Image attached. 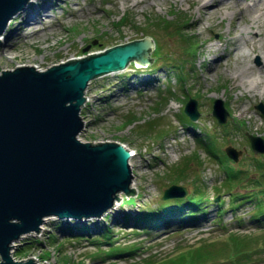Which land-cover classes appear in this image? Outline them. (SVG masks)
<instances>
[{
    "label": "rangeland",
    "instance_id": "1",
    "mask_svg": "<svg viewBox=\"0 0 264 264\" xmlns=\"http://www.w3.org/2000/svg\"><path fill=\"white\" fill-rule=\"evenodd\" d=\"M77 1L82 9L73 0H37L24 6V17L13 18L0 36V71L18 65L44 71L52 65L94 55L144 38V35L152 36L160 46L161 57L153 59L149 67L135 68L131 62L122 71L90 82L80 113L83 127L77 136L84 143L117 142L129 152H135L130 167L134 183L130 188L135 190V195L127 202L130 198L119 194L118 202L104 216L83 221L85 234H89L86 238L64 237L56 226L61 228L65 222L47 219L38 243L22 256L15 254L23 239L14 243L16 250H13L12 258H32L37 264H169L173 261H176L173 264H182V259L178 258L187 261L186 253L193 252L192 260L203 255L197 259V264H238L229 258L232 251L222 241L231 231L251 240L246 247V253L251 256L242 264H264V224L249 219L251 203L237 209L241 225L232 220V211L222 217L226 227H217L213 221L214 205L223 200V207H226L233 195H249L259 189L254 186L255 181L264 180V157L252 152L245 136L248 133L264 140V115L255 108L262 105L264 110V101L261 102L258 96L250 98L241 85L234 83L228 71L237 66L239 57L232 58L227 64V61L220 60L225 51L207 53L208 47L228 36V32L234 34L235 27L239 26L245 33L248 16H244L243 22L238 15L233 18L227 15L223 19L216 17L211 22L215 31L209 32L208 19L190 1L153 3L149 0L141 6L131 8L129 5L125 9L121 0ZM249 2L244 0V5ZM30 15L39 22L35 30L40 33L24 29L25 20ZM174 16L189 21L187 42L175 34L174 27L166 33L154 30L157 23H169ZM45 17L48 19L43 20ZM201 19L204 21L197 25ZM87 46L89 50L83 53ZM155 54H159L158 51L151 52L152 56ZM220 61L225 66L217 69ZM252 62L261 65V60L254 54ZM188 98L197 102L199 117L193 123L185 122L181 115ZM215 100H221L228 112L224 124H218L211 115ZM239 105L246 110L245 113L237 110ZM200 130L215 137L211 148L219 153L224 166L228 165L232 171L243 170V179L237 182L238 187L232 186L231 195L225 194L227 191L223 185L228 174L223 165L198 142ZM228 146L241 152L238 161L231 162V165L223 154ZM185 162L189 173L180 179L181 182L172 184L188 190V194L179 200L190 195L194 187L200 188L207 207L203 215L196 213L198 221L191 225L182 224L174 217L167 225L148 231L117 222L125 214L133 216L142 210H158L163 202L162 193L172 181L170 171ZM217 197L218 201L214 202ZM103 225L113 235L108 244L98 236L99 227ZM91 237H98L99 244H94ZM131 247L138 250L124 255ZM260 247L262 253L254 251ZM200 248V253L194 254Z\"/></svg>",
    "mask_w": 264,
    "mask_h": 264
},
{
    "label": "water",
    "instance_id": "2",
    "mask_svg": "<svg viewBox=\"0 0 264 264\" xmlns=\"http://www.w3.org/2000/svg\"><path fill=\"white\" fill-rule=\"evenodd\" d=\"M28 1L0 0V36ZM152 49V40L144 37L44 71L20 65L0 71V264H37L32 258L14 260L10 249L24 235L38 233L47 219H100L119 194H135L131 153L117 142L84 143L77 136L88 84L130 62L146 67ZM255 108L263 112L262 105ZM183 111L192 122L199 117L192 98ZM212 116L225 123L221 100L213 102ZM248 138L253 153L264 156V141ZM225 153L233 162L241 155L232 147ZM186 195V187L172 184L161 199Z\"/></svg>",
    "mask_w": 264,
    "mask_h": 264
},
{
    "label": "trees",
    "instance_id": "3",
    "mask_svg": "<svg viewBox=\"0 0 264 264\" xmlns=\"http://www.w3.org/2000/svg\"><path fill=\"white\" fill-rule=\"evenodd\" d=\"M188 22H184L181 21L180 19H177L175 16L172 17L171 22L166 23L165 21H162V24L160 25L159 23H157L154 27V30H159L160 32H167L170 31L172 29V27H174L175 30V34L179 35L183 41L187 42V34L186 31L188 30ZM145 37H150L153 44H154V48L152 50H149L148 52V58L150 59V61H154L159 59L161 56L160 54V46L156 43L155 39L152 36L149 35H144ZM186 37V38H185ZM140 41V40H139ZM159 46V47H158ZM158 47V48H157ZM158 51L159 54H155V56L151 55V52H156ZM153 61V62H154ZM166 61V60H165ZM152 63V62H151ZM167 63V61H166ZM172 67V66H170ZM182 118L186 121V122H190L188 120V118L181 113ZM191 123V122H190ZM201 135H198V142L200 145L202 146H206V148L209 151V154L214 157V159H218L219 163L222 164L221 159H220V155L219 153H217L213 148H211V144L214 143L215 141V137L210 134L209 132L206 131H202L200 130ZM211 159V158H209ZM192 162V161H191ZM230 162V161H229ZM184 165H180L179 167H175L172 171H170V176L172 177V181H170V183H179L181 182L180 179H182L185 175H187L189 172H187V166H186V162L183 163ZM231 164V162H230ZM223 165V164H222ZM225 171H227V181L225 182V184L223 185L226 189L227 192H225V194L231 195L232 194V186H234V188L238 187L239 183L241 179H243L242 175V171L243 170H229V166H224ZM264 175V174H263ZM255 187H258L259 189L251 192V194L249 195H238L235 194L233 195V197H231L230 201L228 202L226 207H223L224 205V201L222 200L220 203L214 205L216 211H215V218H214V223L216 226H221V228L226 227L225 224H223L222 221V217L224 216V214L227 211H232L233 216H232V220L240 225L242 224V221L238 218L237 216V212L239 210H237L239 207H241L242 205H244L245 203H251V208L249 210V212L251 213L249 219L251 220V222H259L260 225L264 224V202L262 201V198L264 197V180H257L255 181ZM200 188H193V190H191L190 195H188L184 200H172L168 201V202H164L161 203L160 207L158 210H142V211H138L136 214H134L133 216L131 214H125L123 216V218L121 220H117V222L120 225H124V226H128V225H133L135 228L137 227H143L145 231H148L149 229H157L158 227L167 225L168 223H170L174 217H176L175 219L179 221V223L182 224H194L196 221H198L197 218V214L198 215H203L206 209V205L207 202H205V198L204 196L200 193ZM219 192V191H218ZM135 194L130 195L129 197H131L127 202L132 200V197H134ZM236 212V213H235ZM187 214V216H186ZM236 215V216H235ZM58 224V223H57ZM56 229L62 233V235L64 237H75V238H81V237H89L88 233L85 234L86 228L84 227V225L82 224V222H67L65 224L62 225V227H58L56 226ZM99 233L98 236H100V238H103L105 240V244H108L110 241L109 239L111 237H113L112 232L106 227V226H102L99 227ZM231 232V231H230ZM228 232V235L226 236V238L224 240H222L224 242V245H227L231 251H232V255L229 257L234 263H238V264H242L243 261H246L250 258V254L246 253V251H248L247 245L249 244V242L251 241L249 238H245V237H241V236H237L236 232H232L230 233ZM147 233V232H146ZM85 235V236H84ZM50 237V236H49ZM94 238V244H99V242H97V240L99 239L98 237H91ZM50 239V238H49ZM52 240H54V238H52ZM85 240V239H83ZM82 241V240H79ZM35 242H26L23 244V246L19 247L18 250H16V256H22V254L24 255V252L29 249V248H33ZM101 243V242H100ZM38 245V244H37ZM98 248V247H96ZM262 249L263 248H257L254 251H258L260 253H262ZM138 250V248L136 247H131L128 248L126 250V252L124 253V255H130L133 254L134 252H136ZM202 250V248H200V250H198L195 253H200V251ZM18 254V255H17ZM188 256V260L185 261L183 260V257H179V259H182V264H184L185 262L189 261V264H197L198 263V258H201L203 255H200L197 259L192 260V254L193 252H189L186 253ZM123 256V255H122ZM117 257V256H114ZM177 260V261H178ZM176 262V261H173ZM169 263V264H173ZM214 264H224V262L221 263H214Z\"/></svg>",
    "mask_w": 264,
    "mask_h": 264
},
{
    "label": "bare ground",
    "instance_id": "4",
    "mask_svg": "<svg viewBox=\"0 0 264 264\" xmlns=\"http://www.w3.org/2000/svg\"><path fill=\"white\" fill-rule=\"evenodd\" d=\"M37 0H29L28 3H36ZM149 0H121L122 8L125 9L127 6L135 8L147 3ZM153 3L160 2L163 0H151ZM190 1L193 5H196L197 10L204 14V17L208 19V29L209 32L215 31V26L211 24L214 18L218 17L220 19L225 18L227 15L230 18L238 15L240 22L244 21V16H248L246 24V32L240 29L239 26L234 28V34H229L226 37H221L217 43L210 45L208 47L207 53H218L220 51H225L224 54L220 55L222 59L227 61V64L232 60V58H240L239 62H236V67L231 69L229 74L232 76L234 83L241 85L244 92L249 94L250 98L259 97L261 102L264 101V0H249V4L244 5V0H181V2ZM75 5H80L77 0H73ZM25 7L20 11L16 12L13 17L9 20V24L12 23L13 18H23L26 11ZM79 9L82 7L79 6ZM225 11H228L227 14ZM44 14V13H43ZM36 15V14H34ZM48 19L47 17L43 20ZM204 19L198 21L197 25H201ZM239 22V24H240ZM39 22L35 21V16L30 15L25 20L26 31L34 29V33H40V30H35L36 25ZM25 33V30H23ZM245 48L241 47L242 43ZM259 57L261 60V65L256 66L252 62V55ZM226 64V65H227ZM225 66L224 63L220 61L216 65V68ZM35 68V67H34ZM90 84V83H89ZM88 84V86H89ZM88 86L84 92L86 95L88 91ZM240 113H245L242 105L237 107ZM255 123V121H253ZM259 129L257 128L256 131ZM129 160V165L131 167V160ZM133 181L130 187H133ZM16 248L15 244H12L11 254Z\"/></svg>",
    "mask_w": 264,
    "mask_h": 264
},
{
    "label": "built area",
    "instance_id": "5",
    "mask_svg": "<svg viewBox=\"0 0 264 264\" xmlns=\"http://www.w3.org/2000/svg\"><path fill=\"white\" fill-rule=\"evenodd\" d=\"M41 233L36 234V236H39Z\"/></svg>",
    "mask_w": 264,
    "mask_h": 264
}]
</instances>
